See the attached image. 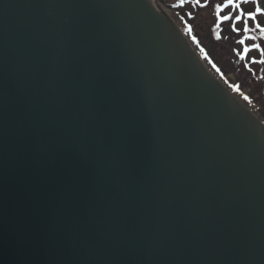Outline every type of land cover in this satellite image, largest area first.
Returning a JSON list of instances; mask_svg holds the SVG:
<instances>
[{
    "label": "water",
    "instance_id": "95a60500",
    "mask_svg": "<svg viewBox=\"0 0 264 264\" xmlns=\"http://www.w3.org/2000/svg\"><path fill=\"white\" fill-rule=\"evenodd\" d=\"M153 1L0 0V264H264V124Z\"/></svg>",
    "mask_w": 264,
    "mask_h": 264
},
{
    "label": "rangeland",
    "instance_id": "374dc122",
    "mask_svg": "<svg viewBox=\"0 0 264 264\" xmlns=\"http://www.w3.org/2000/svg\"><path fill=\"white\" fill-rule=\"evenodd\" d=\"M219 1L220 0H215V2ZM157 2L160 7L166 13H168L170 18L176 24L177 28L182 32V28L179 23V14H176L173 11L166 9L165 7V4H172V2H175V0H165V3L157 0ZM259 3L264 5V2L262 0H259ZM200 5L204 6L201 7L197 22H199V24L203 26L200 27V25L197 23V26L200 28V30H197L195 32V35L197 33L198 34L196 35L197 38L193 41H189L182 32L183 36L186 39V42L198 56L203 66L210 73L211 77L219 82L220 85H222V87L227 90L238 103H240L248 111L252 112L256 117H259L264 123V109L258 104L260 103L262 105L263 96L261 95V91H264V63H260V61L264 59H260V50L254 49L251 56L247 57V60L240 59L241 53L238 54L237 58L231 57V55H229V59L225 58L222 52H220L219 50L217 51V45L219 44H214L210 38L207 39L209 37V28L213 26L215 27L218 24L217 22V24L215 25L216 20L215 16L213 15L215 4L213 3V5L209 7L208 5H206V3H201ZM242 9L248 10L244 11L245 13L254 11L255 4L251 3V5L247 7H242ZM236 14V11L233 15L230 11L224 15L231 17L229 20H224V22L227 21L226 23H228V25L232 24L231 27L234 26L238 30L237 32L240 33L239 36H235L234 38L229 37L231 41H229L228 46H235L236 48H238V52H241L244 50V48L242 46L240 47L241 44L237 43V41L244 38L245 36H255V40L245 39V47L252 48V44H260L261 48L264 49V39L260 38L259 31L256 32L254 29H250L248 31V34H245L243 32L244 24L242 21H240V24L238 25L234 24V22H236L234 21V16ZM256 23H258V20L253 22V24ZM259 24L261 26H264V18H261L259 20ZM202 44L204 45V47L202 46ZM201 49H203V51H201ZM227 49L229 50L228 47ZM238 59L240 60L238 61ZM223 60L225 61L224 65ZM246 66L249 67V71L246 70ZM256 92H260L259 95H257Z\"/></svg>",
    "mask_w": 264,
    "mask_h": 264
},
{
    "label": "trees",
    "instance_id": "16d2710c",
    "mask_svg": "<svg viewBox=\"0 0 264 264\" xmlns=\"http://www.w3.org/2000/svg\"><path fill=\"white\" fill-rule=\"evenodd\" d=\"M160 1L165 3V0H160ZM262 1L264 2V0H262ZM201 3H206V5H208V7L213 5V3L215 5L220 4L222 6L221 11L219 13L220 17L221 16L223 17L225 14H227L230 11L232 12V15L235 13V10H233L230 6L228 8L223 7V5L225 3H227V0H220L219 2H215V0H175V2L174 3L172 2V4L171 3L169 5L165 4L166 9H169V10L173 11L174 13L179 14V23L181 25L182 32L184 33V35L186 36V38L189 41L195 40L197 38L196 35L198 34L197 33L195 35V32L197 30H200V28L197 26V23L199 24V22H197L198 21L197 18L199 16L200 11H201V5H200ZM249 5H251V3L242 4L241 7L244 8V7H247ZM242 10L248 11L246 9L245 10L242 9ZM213 15L215 16V20H216L215 25L217 24V22H218V24L215 27L213 26V27L209 28V32H208L209 37L207 39L210 38L214 44L215 43L219 44V45H217V51L219 50L220 52H222L224 54V57L227 59H229L228 58L229 55H231V57L237 58L238 54H240V53L244 54V50L241 52L240 51L238 52V48H236L235 46H232V45L228 46L229 41H231L229 37L234 38L235 36H239L240 33L232 30V28H233V26L231 27L232 24L228 25V23H226L227 21L224 22L223 19H218L215 9H214ZM261 18H264V17H262L261 15H258L255 21L258 20V23H259V20ZM255 21L249 20L248 25H249V29H254L257 32L259 30L256 29L255 24H253V22H255ZM239 22L240 21H236V22H234V24L238 25V24H240ZM231 23H233V22H231ZM202 26L203 25H200V27H202ZM186 29H190V31H188ZM246 34H248V32ZM217 36H219V39H217ZM202 46L204 47L203 44H202ZM241 46L243 48H245L246 44L244 43L243 45H240V47ZM227 47L229 48V50L227 49ZM249 49H250V51L248 53L244 54V59H241V60H247V57L251 56L254 49L253 48H249ZM259 53L261 54V52H259ZM260 59H264V57L261 55ZM239 60L240 59H238V61ZM224 64H225V61L223 60V65ZM246 70L249 71V67L246 66ZM256 93H257V95H259L260 92H256ZM261 95L263 96L262 105L260 103H258L256 100L255 101L260 106H262V108L264 109V91H261Z\"/></svg>",
    "mask_w": 264,
    "mask_h": 264
},
{
    "label": "snow or ice",
    "instance_id": "6c2138e0",
    "mask_svg": "<svg viewBox=\"0 0 264 264\" xmlns=\"http://www.w3.org/2000/svg\"><path fill=\"white\" fill-rule=\"evenodd\" d=\"M248 3L255 4V10L245 13L242 10L241 5L242 4H248ZM203 6L204 5H201V7H203ZM229 6L233 10H235L237 13L234 16V21H242L243 22V24H244L243 32L245 34L250 30L249 25H248V21L249 20L255 21L258 15H264V5H261L259 3V0H227V3H225L223 5V7L228 8ZM221 7L222 6L220 4L215 5V11H216L218 19L229 20L231 18L230 16H223V17L219 16V13L221 11ZM255 28L259 30L260 38L264 39V26H261L259 23H256ZM186 30L190 31V29H186ZM232 30L238 31L234 26H233ZM217 39H219V36H217ZM245 39L255 40L256 37L255 36H252V37L245 36L244 38L239 39L237 41V43L243 45L245 43ZM251 47L253 49L260 50L261 55L264 56V49L261 48L260 44H252ZM201 51H203V49H201ZM249 51H250L249 48H247V47L244 48V54L248 53ZM244 54H241L240 59H244ZM253 62H255V61H253ZM260 63H264V60H261Z\"/></svg>",
    "mask_w": 264,
    "mask_h": 264
},
{
    "label": "bare ground",
    "instance_id": "6f19581e",
    "mask_svg": "<svg viewBox=\"0 0 264 264\" xmlns=\"http://www.w3.org/2000/svg\"><path fill=\"white\" fill-rule=\"evenodd\" d=\"M153 4H154V1L153 0H150ZM155 5V4H154ZM156 6V5H155ZM156 7H158V6H156ZM161 8V7H160ZM168 17H169V15H168V13H166L164 10H162ZM255 116V115H254ZM256 117V116H255ZM258 120H260L259 119V117H256Z\"/></svg>",
    "mask_w": 264,
    "mask_h": 264
}]
</instances>
